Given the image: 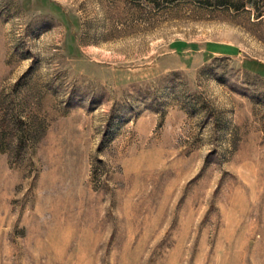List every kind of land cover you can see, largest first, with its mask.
<instances>
[{
	"label": "rangeland",
	"instance_id": "1",
	"mask_svg": "<svg viewBox=\"0 0 264 264\" xmlns=\"http://www.w3.org/2000/svg\"><path fill=\"white\" fill-rule=\"evenodd\" d=\"M0 264H264V0H0Z\"/></svg>",
	"mask_w": 264,
	"mask_h": 264
}]
</instances>
